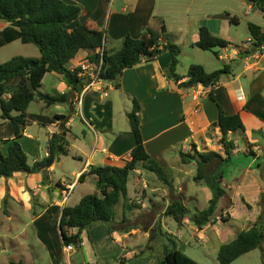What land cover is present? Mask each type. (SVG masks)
I'll use <instances>...</instances> for the list:
<instances>
[{
    "label": "crops",
    "instance_id": "crops-1",
    "mask_svg": "<svg viewBox=\"0 0 264 264\" xmlns=\"http://www.w3.org/2000/svg\"><path fill=\"white\" fill-rule=\"evenodd\" d=\"M62 1L80 9L78 19L69 26L70 29L76 23L93 22L105 31L106 50L118 49L126 36L140 38L144 28H150L157 33H161L164 28L169 35V42L190 49L191 53L195 54L194 51L199 49L193 45L198 41V30L201 27L226 41L227 47L236 48L242 43L233 44L242 23L246 28L248 22L258 26L264 25L258 10L247 0ZM5 26L6 23L0 21V30ZM162 43L166 42L162 40ZM202 52L215 57L212 52ZM38 57L39 55L27 58ZM216 59L219 61L217 64L207 58H194L192 61V64L202 66L208 73L221 69L224 64L229 65L231 74L222 75L219 82L210 87L198 85L183 89L179 84L185 79L178 82L174 79L167 80L163 69L169 64L171 56L164 52L149 63L141 62L131 69L124 70L119 88H114L107 82H98L89 88L84 86L79 93L82 95L80 103L74 102L72 108L55 105L43 109L42 102H34L36 110L30 111L28 108L29 113L62 115L69 118L63 125L55 122L41 127L32 123L26 127L17 141L26 154L28 164L31 166L47 157L48 142L52 135L61 129L67 132L69 154L59 159L53 158L49 166L47 164L50 160L45 163V180L41 172H20L8 179L0 178V217L5 218L8 223L17 222L13 234L9 232L11 227L2 229V232L10 235L8 238L11 251L17 255V260L11 257L3 264H8L9 260H20L25 264H104L106 252L102 249L103 244L111 242L126 249L129 236L143 231L147 237L148 232L158 231V223L161 229L165 230L164 212L174 199L180 197L191 212L195 209H205L211 199V192L202 184L195 183L194 189L184 184L188 176L185 168L195 163L182 164L179 153H187L191 145H195L198 152L213 151L219 154L221 159L226 158L218 144L221 133L218 128L212 126L217 121L218 108L226 116L239 115L244 127L243 133L238 131L227 134V139L234 144L235 149L230 153L228 161L218 163L214 168L223 173L222 184L226 195L219 201L220 208L218 207L214 223L198 230L188 218H184L177 224V228L183 229L185 234L182 230L177 231V237L182 248L189 247L193 238H199L202 240L201 245L207 249L213 248L217 254L221 245L231 242L237 233L249 228L264 210V201L260 205V196L264 194V52L248 54L237 51L236 57L230 55L228 62L218 57ZM84 60L82 56H77L69 63V68L80 65L84 69L88 68V73L91 67ZM42 91L67 93L69 88L63 83L60 75L51 72L45 74L42 79ZM111 91H115L116 95L110 94ZM79 94H74V100ZM209 94H212L213 100ZM124 97L130 105L132 99L139 103L140 133L146 153L164 170L177 169L180 178L178 181L169 180L171 188L164 189L158 186L160 181L153 173L144 170L145 174H137L138 170L133 171V174L143 180L140 206H144L145 200L148 201V206L140 212H134L133 208L123 215V201L120 200L115 213L119 206L120 212L115 215L116 222L111 233H108L103 225H97L88 232H82L79 249L72 247L68 250L62 246L57 236L55 241L51 232H44L43 222L48 223L56 235L55 229L62 209L76 205L85 196L84 194L75 199L77 188L95 186V176L85 175L83 181L78 182L81 174H87L89 166H123L129 161L134 138L130 126L118 123L114 115L115 103H120L121 99L125 101ZM253 131L259 132L252 134ZM10 144L11 141L0 143V152L3 155L7 154ZM173 152L174 158L171 160L168 156ZM67 157L79 161L80 166L63 168V158ZM69 187L71 189L64 199L63 192ZM199 190L204 195L205 206L202 208L196 207L200 204L197 194ZM95 192L97 193L96 190ZM73 199L74 203L71 204ZM188 203L193 204L194 209H190ZM130 216L150 218L152 221L142 230L138 226L127 225L131 222ZM50 219L54 220L55 228ZM31 226L34 232L29 231L28 227ZM58 227L57 225V229ZM94 232L102 236L99 244ZM1 238L4 239L0 235ZM87 246L91 249L92 257L90 258L86 251L84 255L81 253L80 258L77 254ZM174 246L176 248L175 244Z\"/></svg>",
    "mask_w": 264,
    "mask_h": 264
},
{
    "label": "trees",
    "instance_id": "trees-1",
    "mask_svg": "<svg viewBox=\"0 0 264 264\" xmlns=\"http://www.w3.org/2000/svg\"><path fill=\"white\" fill-rule=\"evenodd\" d=\"M247 1L258 10L264 20V0ZM79 13L78 7L62 0H0V21L6 23V26L0 30V48L19 41L24 45H33L39 52L38 58L14 56L0 63V120L2 121L0 143L11 141L7 154L3 155L0 152V178L8 179L20 172L28 174L41 172L45 180L46 173L43 170L45 163L53 158L68 156L69 142L64 129L52 135L47 146V157L31 166L17 140L32 123L47 127L55 122L63 125L68 120V116L29 113L28 108L34 102H42L43 109H49L55 105L73 107L74 94H79L84 86L91 82L88 73L80 65L73 69L69 68V63L77 56H82L85 59L84 62L92 66L93 72L97 73V82L110 83L114 88L120 87L124 70L131 69L141 62L149 63L164 52H168L171 56L169 64L163 69L164 77L167 80L174 79L176 82L185 79L179 84V87L183 89L198 85L214 86L222 75L232 72L226 64L221 69L210 73L200 65L191 64L186 75L180 76L177 68L180 63L181 48L168 41L169 35L164 28L161 33L144 28L140 38L126 36L118 49L106 50L105 31L93 22L76 23L70 29L69 26L77 21ZM247 30L252 39L251 48L247 53L251 54L259 46H264V25L258 26L248 22ZM162 40L166 43L163 44ZM193 46L201 51L212 52L217 58V50L227 47L228 43L211 34L207 28L201 27L198 30V41ZM30 61L37 65L24 68ZM51 72L61 76L69 92L42 91V79L45 74ZM209 96L213 100L212 94ZM139 111V103L132 99L131 110L127 114L134 138L129 161L123 166H89L87 174H81L78 178V182H81L85 175L95 176L97 193L87 194L76 205L62 209L57 225L61 229L63 247L72 246L79 249L82 232H88L97 225H103L106 231L111 233L113 224L116 222L115 208L120 200L123 201V215L126 211L138 206L135 200L129 203L126 201L129 176L138 168L153 173L160 183L168 189L171 188V181L165 176L164 169L144 149L138 118ZM212 126L218 128L221 133L218 144L222 147L226 158L221 159L219 154L213 151L198 152L195 145H191L190 152L179 153L182 164L195 163L194 183L209 188L211 199L207 207L191 212L179 197L171 201L164 212L165 216L172 218L176 224L188 218L198 230L216 221L219 201L226 195L222 184L223 173L214 168L216 164L228 161L230 153L235 149L234 144L227 139V134L244 131L239 115L226 116L220 108H218L217 121ZM258 132L253 131L252 134ZM262 201H264V194L260 196V205ZM5 202L4 200V204ZM221 218L226 221L223 217ZM157 229L161 234L159 223ZM262 244H264V210L249 228L237 233L231 242L219 247L216 260L219 264H231L238 258L261 248ZM137 255L135 254L132 259L141 257L143 251ZM128 260L131 261V259ZM128 260L120 258L118 264H128ZM8 264L25 263L20 260H9ZM157 264L198 263L179 252L173 243L172 246L163 247L161 254L157 257Z\"/></svg>",
    "mask_w": 264,
    "mask_h": 264
},
{
    "label": "rangeland",
    "instance_id": "rangeland-1",
    "mask_svg": "<svg viewBox=\"0 0 264 264\" xmlns=\"http://www.w3.org/2000/svg\"><path fill=\"white\" fill-rule=\"evenodd\" d=\"M247 36H248V31H247L246 25L242 23L236 33V40H235L236 42H234L233 44L238 45L240 42H244ZM194 52L195 54L191 53L190 49L181 48V54L179 57L180 63L177 68V73L185 74L188 67L193 63L192 61H194V58L195 59L207 58L209 60H213V62H215L214 64H217V62H219L215 57H211L209 53H205L199 50H195ZM38 55H39L38 50L33 45H24V44H21L19 41H14L0 48V63H4L10 60L14 56L31 57V56H38ZM110 94H113L114 96L116 95L115 91H111ZM124 100L125 101L121 99L120 103L118 102L115 103L114 115L118 123L123 124L124 126L127 127L129 126V122H128V118L126 114L127 112L131 110L130 108L131 105L129 101L126 102L127 98L125 99L124 97ZM36 107H37L36 104L32 103L29 107V110L35 111ZM238 144L242 146L241 142H239ZM178 149H180V147H178ZM203 149L206 150L207 148H203ZM172 154H174V152L169 154L168 156V158L171 160H173L174 158V155ZM63 160H64V163H62L61 165L63 168H68V167L74 168V167L80 166L79 161L72 160L71 157H67L65 159L63 158ZM137 170L139 172L137 174H142V173L145 174V171L143 169L138 168ZM164 171H165L164 172L165 176L169 180L175 179L176 181H178V179L180 178L177 175V169L171 168L170 170L167 169ZM185 171L188 172V176H187V179L185 180L186 182L184 181L185 182L184 184H186L189 188L194 189L196 185L192 178L193 176L196 175V165L190 164V166H187L185 168ZM137 174L131 173L129 176V180L127 183L128 195L126 198V201L128 203L136 199H139V200L142 199L141 197L143 195L142 194L143 180L139 178ZM158 186L160 188L168 189L162 183H159ZM95 190H96L95 186H89V185L79 186L75 192V199L78 196L80 197L84 194L85 195L96 194ZM197 194L199 195L200 204L197 205L196 207L202 208L205 206L204 201H203V198H204L203 192L199 190L197 191ZM70 203L71 204L74 203V199L71 200ZM140 205L138 207H135L133 211L134 212L143 211L144 208L148 206V201L147 200L144 201V206L143 205L140 206ZM188 207L190 209H194L193 204L188 203ZM218 207L220 208L219 204H218ZM119 212H120V206L117 207L116 209V213L119 214ZM130 218H132L131 222L127 225L128 226H138L142 230H145L144 227L148 226L149 223H151L152 221L150 218H146V219L133 218L132 216H130ZM26 220L29 221V219H26ZM163 220H164L163 225H165L166 229L165 230L161 229L162 230L161 234L158 231H154V230L153 232H148L147 237L143 234V231L140 233H136L135 235L129 236L127 238L126 249L121 248L117 246L115 243H111V242L105 243L106 246L103 244L102 249L104 250V253L106 252L104 254L103 263L104 264H118V261L120 258H126L127 260L131 259V261L128 260V264H157V257L161 254L163 247L172 246L174 243L176 245V249L179 252L188 256L189 258H191L198 264H219L218 261L216 260L217 254L214 251V249L211 247L207 249L206 247L203 246V244L201 245L200 243L202 240H200L199 238H193L191 241V245L189 247L182 248L176 232L182 230V232H184L185 234V231L183 229L178 230L177 224L173 221L172 218L164 217ZM49 221L52 225H54V228H55L54 220L50 219ZM16 224L17 222L8 223L6 222L5 218L0 217V235L4 237V239L3 238L0 239V264H3L7 259H10L11 257H14L12 259L17 260V258H15L17 255L11 251L10 242L8 238L10 235H7L5 232H2V229L4 227L5 229L11 227L12 230H10L9 232L13 234L16 230L15 228ZM28 228L30 232H34V230H32L33 228L32 226ZM43 230L45 233L51 232V235L53 237L52 239L55 238V241H56V236L58 240H61L59 231L57 229V225L55 229L56 235L52 227H50L48 223L46 222H43ZM94 234L96 235V238L98 240L97 242L99 244V241L102 240V236L98 232H94ZM86 251L89 253V256L91 258L92 252L88 246L85 248V250L84 249L80 250V252L77 255L80 256L81 258L82 257L81 253L84 255ZM142 251H143V255L141 257H138L134 260L132 259V257L135 254L136 256H138L137 254ZM232 264H264V246H262V248L254 250L238 258Z\"/></svg>",
    "mask_w": 264,
    "mask_h": 264
},
{
    "label": "built area",
    "instance_id": "built-area-1",
    "mask_svg": "<svg viewBox=\"0 0 264 264\" xmlns=\"http://www.w3.org/2000/svg\"><path fill=\"white\" fill-rule=\"evenodd\" d=\"M251 45H252V39L250 37H248L244 42H242L241 44H239V46H237L236 48L235 47L234 48H229V47L220 48L219 49V53H218V58L220 60H222V61L228 62L230 60V55H233V56L236 57L237 51L246 53V52H248L250 50ZM262 52H264V46H259V48L256 51H254V54H260ZM88 65L91 67V70L88 72V75H89V78L91 79V82L88 83L85 86V88H89L90 86L98 83L96 81V79H97V73L93 72L92 66L90 64H88ZM82 69L83 70H87L88 68H85V69L82 68ZM81 75H83V74H81ZM81 97H82V95L79 94L77 96V98L74 100V102L76 104H79L80 101H81ZM70 189L71 188L69 187L66 191L63 192L64 199L67 198ZM135 204L136 205H140L141 204V200L137 199L135 201ZM71 248H72V246H68L67 247L68 250L71 249Z\"/></svg>",
    "mask_w": 264,
    "mask_h": 264
},
{
    "label": "water",
    "instance_id": "water-1",
    "mask_svg": "<svg viewBox=\"0 0 264 264\" xmlns=\"http://www.w3.org/2000/svg\"><path fill=\"white\" fill-rule=\"evenodd\" d=\"M36 65H37L36 63H33L32 61H30L27 65H25L24 68L34 67V66H36ZM52 161H53V159H51V160L48 162L47 166H49V165L52 163ZM58 231H59L60 236H61V229H60V227H58Z\"/></svg>",
    "mask_w": 264,
    "mask_h": 264
}]
</instances>
